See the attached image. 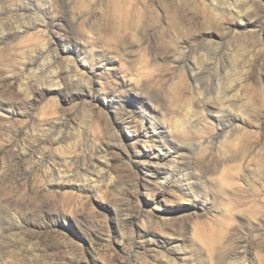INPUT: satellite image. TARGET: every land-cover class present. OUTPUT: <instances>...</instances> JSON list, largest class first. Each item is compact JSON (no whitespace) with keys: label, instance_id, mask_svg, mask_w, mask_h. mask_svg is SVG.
<instances>
[{"label":"rangeland","instance_id":"rangeland-1","mask_svg":"<svg viewBox=\"0 0 264 264\" xmlns=\"http://www.w3.org/2000/svg\"><path fill=\"white\" fill-rule=\"evenodd\" d=\"M0 264H264V0H0Z\"/></svg>","mask_w":264,"mask_h":264}]
</instances>
